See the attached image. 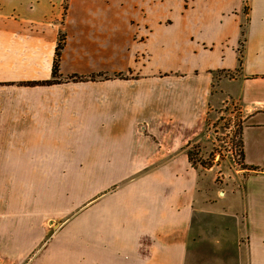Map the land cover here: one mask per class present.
<instances>
[{"label": "crops", "instance_id": "0c3cea01", "mask_svg": "<svg viewBox=\"0 0 264 264\" xmlns=\"http://www.w3.org/2000/svg\"><path fill=\"white\" fill-rule=\"evenodd\" d=\"M65 5L0 0V173L113 176L106 245L73 264H264V172L218 181L177 128L235 107L243 163L264 167V0ZM60 38L61 83L26 86L52 80Z\"/></svg>", "mask_w": 264, "mask_h": 264}, {"label": "rangeland", "instance_id": "374dc122", "mask_svg": "<svg viewBox=\"0 0 264 264\" xmlns=\"http://www.w3.org/2000/svg\"><path fill=\"white\" fill-rule=\"evenodd\" d=\"M244 3L249 12L250 0ZM217 115V122L208 123L205 113L196 112L177 128L198 140L191 144L197 167L200 161L224 164L218 181H235L243 163V119L235 107ZM112 181V175L107 182L106 175L0 173V264H73L76 251L96 255L106 239L98 237L101 223L92 214L116 192ZM137 261L138 255L130 263Z\"/></svg>", "mask_w": 264, "mask_h": 264}, {"label": "trees", "instance_id": "16d2710c", "mask_svg": "<svg viewBox=\"0 0 264 264\" xmlns=\"http://www.w3.org/2000/svg\"><path fill=\"white\" fill-rule=\"evenodd\" d=\"M70 0H65L66 5L65 8H68V3ZM247 12V8L245 9ZM248 13V12H247ZM65 47V41L64 39L60 38L57 48H56V53H55V59H54V63H53V77L52 80L49 81H44V82H28L25 83L26 86H51V85H56V84H60V77H61V56H62V51ZM118 78H122V79H126V77L122 74L117 75ZM96 76H91V77H72V80L75 82H89L90 80H95ZM242 142V141H241ZM191 144L188 145V149H187V154H188V158L189 161L191 162V164L193 165V167H197L196 165V159H195V154L193 153L192 149H191ZM242 157H243V151H242ZM200 165L207 168V169H211L214 165L212 163L209 164H205L203 161H200ZM242 169H246L249 172H264V167H255V166H247L244 163H242L241 165Z\"/></svg>", "mask_w": 264, "mask_h": 264}]
</instances>
